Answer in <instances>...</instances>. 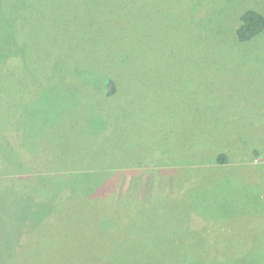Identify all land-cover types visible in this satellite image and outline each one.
Wrapping results in <instances>:
<instances>
[{
  "label": "rangeland",
  "instance_id": "rangeland-1",
  "mask_svg": "<svg viewBox=\"0 0 264 264\" xmlns=\"http://www.w3.org/2000/svg\"><path fill=\"white\" fill-rule=\"evenodd\" d=\"M248 7L264 14V0H0V264L63 249L33 233L51 174L109 188L118 264L264 262V29L233 32Z\"/></svg>",
  "mask_w": 264,
  "mask_h": 264
},
{
  "label": "trees",
  "instance_id": "trees-1",
  "mask_svg": "<svg viewBox=\"0 0 264 264\" xmlns=\"http://www.w3.org/2000/svg\"><path fill=\"white\" fill-rule=\"evenodd\" d=\"M196 29L199 30L198 34H203L206 29L204 23L196 25ZM264 29V14L261 10L256 9L255 7H248L244 10L240 11L237 15L236 24L233 28V32L235 34V38L238 41H247L251 38L259 35ZM203 38V37H201ZM61 63V61L58 60ZM109 69V67H108ZM99 74H103L107 76L106 86L104 93L105 98L114 99V96L117 94L119 90L118 79L116 76H113L109 73V70L101 71ZM42 84V83H41ZM112 96L111 98H109ZM110 102V101H109ZM120 117L119 115H117ZM120 121L122 119L118 118ZM257 153V152H256ZM214 163L224 164L227 160L226 152H217L214 153ZM61 160H57L60 161ZM111 163V164H110ZM109 164H121V161L117 158V155L114 156L113 159L109 160ZM65 163H61L59 166H64ZM81 169H86V175H92L93 177L97 174L102 173L104 176L113 175L112 172L103 171V167H98L97 170H93L92 167L86 165H75ZM215 166V165H214ZM73 167V166H71ZM92 168V169H91ZM111 170V168H109ZM48 170V169H46ZM92 170V171H90ZM41 171V170H40ZM72 179L74 175H63V174H51L50 177H44L42 175V179L45 181L46 186L51 191V200H50V209L45 214L32 215V217L40 220V224L38 228L33 232L34 238L38 240V242L46 249L63 247L62 250H56L53 255L47 254L45 251L42 253L45 254L42 258L44 259L46 256L49 258V262H45L42 264H50V263H58V264H66L72 262L73 260H77L83 264H118L120 259H123L121 251V247H116L114 245H120L121 238L118 235L122 230H118L115 228V223L118 219L122 218L119 210H116V206L112 207L109 203H111L110 194L106 193L109 188H106L104 185H98L94 187L90 193L85 194L79 189L75 188L71 192L69 187L65 185L66 179ZM103 176V177H104ZM64 177L62 181H58L60 183L51 184L54 179ZM76 177V176H75ZM108 178V177H107ZM82 180H86L82 178ZM96 193L98 195L100 202H96L90 205L85 203V198L91 196V193ZM73 201L70 202L68 198ZM72 197V198H71ZM132 198L133 196H125L123 198ZM122 198V199H123ZM135 200L131 201L132 203ZM116 205L117 202H114ZM122 203V202H120ZM37 202L34 203L36 205ZM37 208V207H34ZM101 210H105L106 212L101 213ZM134 211V209L124 210V216ZM84 216H81V214ZM100 219V222L98 220ZM103 219V220H102ZM51 226L56 234H52V231L48 232V228ZM97 228L99 232H103V230H107V237H102V233H100V237L98 239H94V235L97 234ZM101 228V230H99ZM109 229V230H108ZM111 229V230H110ZM53 231V232H54ZM33 237L31 236L28 240H31ZM29 242H24V244ZM21 244V243H20ZM19 244V245H20ZM103 246V247H100ZM100 247V249L98 248ZM79 252L80 254H78ZM12 254H10L11 256ZM125 255V254H124ZM41 256V253H40ZM14 256H11V258ZM5 261L6 264H10L11 260ZM14 261V260H13ZM240 264H255L253 260H246L244 257L237 259ZM154 264H158L161 261H153ZM264 263V262H262ZM261 263V264H262ZM33 264H41V263H33ZM166 264V263H159Z\"/></svg>",
  "mask_w": 264,
  "mask_h": 264
}]
</instances>
